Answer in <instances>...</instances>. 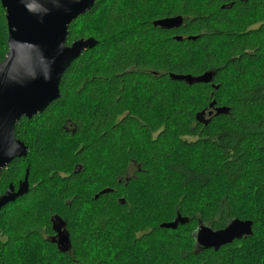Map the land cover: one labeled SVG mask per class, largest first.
<instances>
[{"label":"trees","instance_id":"16d2710c","mask_svg":"<svg viewBox=\"0 0 264 264\" xmlns=\"http://www.w3.org/2000/svg\"><path fill=\"white\" fill-rule=\"evenodd\" d=\"M178 15V27L153 24ZM87 37L97 44L64 71L58 98L15 123L27 154L0 170V195L26 171L28 190L0 210V264L21 250L32 264H227L228 247L256 232L238 191L264 201V73L233 72L264 63V0H96L69 24L66 44ZM6 51L0 2V61ZM205 71L207 83L170 77ZM177 214L187 222L161 226ZM54 215L65 251L48 239ZM234 218L252 221L251 235L197 245L199 224L217 230ZM32 239L36 255L24 246Z\"/></svg>","mask_w":264,"mask_h":264},{"label":"water","instance_id":"95a60500","mask_svg":"<svg viewBox=\"0 0 264 264\" xmlns=\"http://www.w3.org/2000/svg\"><path fill=\"white\" fill-rule=\"evenodd\" d=\"M96 0H0L5 12L7 27V51L0 61V170L12 159L27 154L26 145L14 134L15 123L21 118H31L59 96V83L67 67L85 49L94 47L93 37L78 38L66 44L69 24L88 11ZM181 16L157 19L154 25L164 29L178 27ZM193 38V37H192ZM178 39V37H176ZM213 71L200 75L170 74L172 79L183 80L188 84L207 83L212 80ZM216 88V86H213ZM214 101L210 104H212ZM215 113H224L225 107L214 108ZM212 111L208 112L211 115ZM204 110L197 112L196 118L204 123ZM80 170V166L74 171ZM28 190L27 171L18 187L10 185L0 196V210ZM111 189H102L107 193ZM52 227L58 231L60 250L70 246L65 222L58 216L51 217ZM187 219L177 214L171 222L162 227L175 228ZM252 221L234 218L225 227L213 230L199 224L195 230V241L202 248L218 249L234 239L249 236Z\"/></svg>","mask_w":264,"mask_h":264},{"label":"rangeland","instance_id":"374dc122","mask_svg":"<svg viewBox=\"0 0 264 264\" xmlns=\"http://www.w3.org/2000/svg\"><path fill=\"white\" fill-rule=\"evenodd\" d=\"M96 26L97 24L92 25L91 27L95 29ZM194 59L197 60L195 62H198L199 56L194 55ZM233 72H236L237 74L246 73L248 76L263 74L264 63L261 58H258L257 60L253 58L233 70ZM242 190L243 191H238L239 196L236 198L237 206L241 212L249 215V217L256 222V232L248 242L242 243L239 248L234 249L231 246L228 247L231 250L225 251L227 256H230V258H227V264H264V201L259 196H255L254 190H251V187L250 190L253 191V194L244 188H242ZM0 240H3V238L1 237ZM38 245L39 243L37 244L36 240L32 239L24 246L26 250L31 248L29 251L31 252ZM244 247L245 250L247 249L245 251L246 255L240 258H235L234 253H236V251H241ZM36 253L37 252L32 251L31 254L36 255ZM26 255L27 253L23 250L14 253L11 252L8 257L9 264H32V260H29ZM25 258L26 261L24 260Z\"/></svg>","mask_w":264,"mask_h":264},{"label":"flooded vegetation","instance_id":"af4514ba","mask_svg":"<svg viewBox=\"0 0 264 264\" xmlns=\"http://www.w3.org/2000/svg\"><path fill=\"white\" fill-rule=\"evenodd\" d=\"M130 175H133V171H131V172H129V173H127L126 174V176L128 177V176H130ZM18 184H19V181H18V183H17V185L14 187L13 185H12V183H9L8 184V186H7V188L10 186V185H12L13 186V188H14V190H16L17 189V187H18ZM6 188V189H7ZM5 192V191H4ZM3 192V193H4ZM100 192V191H99ZM2 193V194H3ZM1 194V195H2ZM98 194V193H97ZM0 195V196H1ZM96 195V194H95ZM19 197V196H18ZM17 197V198H18ZM94 198H95V196H94ZM16 199V198H15ZM13 202V201H12ZM121 202H122V200H121ZM5 206V205H4ZM57 233H58V231L56 230L53 234H51V236H49L48 237V239H49V241H51L52 243H54L56 246H57V248H59V247H61V245L58 243V235H57ZM243 238H245V236H242L241 238H239V239H234L232 242H234L235 240H241V239H243ZM240 245V244H239ZM223 246V245H222Z\"/></svg>","mask_w":264,"mask_h":264}]
</instances>
